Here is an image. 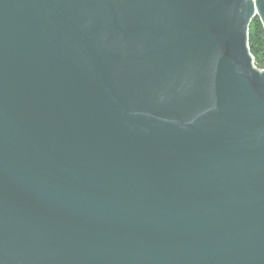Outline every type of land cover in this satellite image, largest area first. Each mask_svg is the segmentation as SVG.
<instances>
[{"label":"water","instance_id":"water-1","mask_svg":"<svg viewBox=\"0 0 264 264\" xmlns=\"http://www.w3.org/2000/svg\"><path fill=\"white\" fill-rule=\"evenodd\" d=\"M264 0H0V264H264Z\"/></svg>","mask_w":264,"mask_h":264},{"label":"trees","instance_id":"trees-1","mask_svg":"<svg viewBox=\"0 0 264 264\" xmlns=\"http://www.w3.org/2000/svg\"><path fill=\"white\" fill-rule=\"evenodd\" d=\"M249 49L254 59L255 67L264 70V27L258 17L252 20L249 32Z\"/></svg>","mask_w":264,"mask_h":264},{"label":"built area","instance_id":"built-area-1","mask_svg":"<svg viewBox=\"0 0 264 264\" xmlns=\"http://www.w3.org/2000/svg\"><path fill=\"white\" fill-rule=\"evenodd\" d=\"M264 71V70H263Z\"/></svg>","mask_w":264,"mask_h":264}]
</instances>
